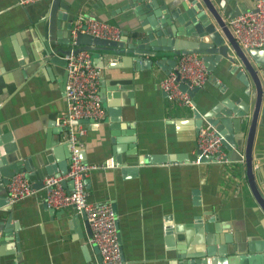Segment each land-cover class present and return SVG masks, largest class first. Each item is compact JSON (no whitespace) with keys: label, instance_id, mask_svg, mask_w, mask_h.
<instances>
[{"label":"crops","instance_id":"0c3cea01","mask_svg":"<svg viewBox=\"0 0 264 264\" xmlns=\"http://www.w3.org/2000/svg\"><path fill=\"white\" fill-rule=\"evenodd\" d=\"M52 1L0 0V159L29 161L33 172L43 171L42 179L66 172L70 156L65 129L56 123L67 106L66 65L40 53V20ZM62 1L58 13L71 17L73 26L80 14L107 21L121 31L119 39L128 36L125 44L154 31L153 12L161 4ZM222 1L227 19L254 4ZM172 23L177 26L176 20ZM57 24L54 36L62 39L68 33L64 19ZM97 53L92 59L100 74L105 118L84 123L83 159L97 164L113 159L114 167L92 171L85 190L89 200L109 203L118 215L120 264H264V248L259 249L264 213L251 200L245 174L235 176L242 163L198 161L197 134L207 115L225 108L226 99L238 105L245 97L235 78L203 59L207 81L192 94V108L168 100L161 89L175 65L171 55L150 68L128 54ZM253 156L264 183V109ZM0 204V264H100L86 215L75 206L49 207L44 188L10 203L1 178Z\"/></svg>","mask_w":264,"mask_h":264},{"label":"water","instance_id":"95a60500","mask_svg":"<svg viewBox=\"0 0 264 264\" xmlns=\"http://www.w3.org/2000/svg\"><path fill=\"white\" fill-rule=\"evenodd\" d=\"M159 1L161 4L153 12L155 19L152 17L154 31H148L145 37H129L130 42L125 44L128 41L126 35L119 40H109L79 32L73 37L71 17L65 18L58 13L63 1L53 0L40 20L42 23L40 37L44 42L41 56L52 63L66 65L63 56L71 51L74 42L75 52L89 51L91 54H98L97 51H102L108 55L128 54L135 62H148L150 68L167 54L175 59L176 64L177 56L187 53H196L205 61L212 60L216 65H220L224 72L235 78L238 88L245 97L238 99V105H234L229 99L224 100L225 108L222 107L216 113L210 112L205 125L212 124L222 133L224 147L230 159L242 163L235 169V176L245 174L244 185L250 191L251 200L264 213V183L260 173L257 174L254 169L253 156L258 119L264 109V47L243 48L239 45L227 22V8L222 0H155L151 4L155 6ZM236 15H239L236 11L231 13V16ZM58 18L64 19L63 27L68 31L62 39L54 36L57 32ZM175 20L177 26L172 23H175ZM173 35L179 39H175ZM181 87L187 89L184 83ZM198 89L199 87H195L189 92L192 95ZM87 121L92 120H83L84 123ZM81 154L83 158V151ZM200 161L210 162L212 158L201 157ZM31 168L29 161L2 158L0 178L3 184L7 185L13 175L23 172L37 190L44 188L43 171L33 172ZM68 184L65 182L66 186ZM81 212L85 216V213ZM93 246L100 264H104L99 247ZM261 248H264L263 243L259 249ZM196 262L199 264L203 261Z\"/></svg>","mask_w":264,"mask_h":264},{"label":"built area","instance_id":"2783aa9c","mask_svg":"<svg viewBox=\"0 0 264 264\" xmlns=\"http://www.w3.org/2000/svg\"><path fill=\"white\" fill-rule=\"evenodd\" d=\"M41 0H18L22 5H30ZM252 8L243 13L229 17L227 22L243 48L264 47V0H253ZM88 33L99 38L118 40L121 31L107 21L80 14L72 28V36ZM75 43L73 42L72 45ZM67 81L65 93L67 106L56 118L58 126L65 129L66 140L70 147L69 167L66 172L47 176L44 182L46 203L49 207L73 205L83 211L91 228L90 244L97 245L104 264L122 262V246L119 239L118 215L112 205L95 202L88 198L85 190L86 180L92 171L99 168L114 167L113 159L102 164L90 163L82 158L84 143L82 137L87 128L85 119L101 121L105 118L101 93L99 70L94 65L89 51L65 54ZM207 81V69L204 60L196 53L181 54L168 75L160 82L161 89L170 101L195 108L190 90L203 86ZM187 89L184 90L181 84ZM224 136L212 124L199 128L197 134L198 161L201 157L212 158L219 165L230 163L228 152L224 147ZM65 182L71 187L67 189ZM9 202L14 203L34 195L37 189L25 173L19 172L9 179L7 184ZM0 230V241L2 239Z\"/></svg>","mask_w":264,"mask_h":264}]
</instances>
